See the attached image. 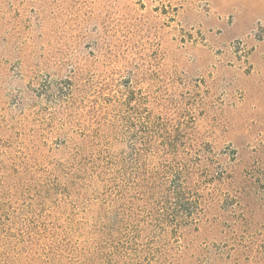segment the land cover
<instances>
[{
    "label": "rangeland",
    "instance_id": "1",
    "mask_svg": "<svg viewBox=\"0 0 264 264\" xmlns=\"http://www.w3.org/2000/svg\"><path fill=\"white\" fill-rule=\"evenodd\" d=\"M0 264H264V0H0Z\"/></svg>",
    "mask_w": 264,
    "mask_h": 264
}]
</instances>
